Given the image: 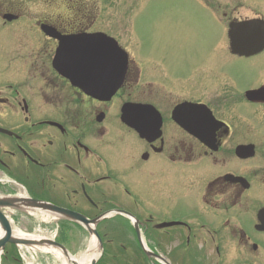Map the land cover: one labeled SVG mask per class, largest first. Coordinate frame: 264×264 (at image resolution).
<instances>
[{
    "label": "flooded vegetation",
    "instance_id": "obj_1",
    "mask_svg": "<svg viewBox=\"0 0 264 264\" xmlns=\"http://www.w3.org/2000/svg\"><path fill=\"white\" fill-rule=\"evenodd\" d=\"M195 4L226 38L183 61L173 48L144 55L126 22L96 18L80 0L60 3L58 17L49 6L20 36L31 3L0 0V37L8 29L18 39L0 56L9 75L0 81V187L1 177L19 179L48 204L98 218L96 229H124L121 246L135 236L140 264H264V49L236 52L229 36L232 23L264 17L229 1ZM52 32L114 37L124 59L102 51L91 61L120 68L94 74L121 81L114 94H89L57 69ZM36 38V48L21 45ZM126 229H139L151 253Z\"/></svg>",
    "mask_w": 264,
    "mask_h": 264
},
{
    "label": "rangeland",
    "instance_id": "obj_2",
    "mask_svg": "<svg viewBox=\"0 0 264 264\" xmlns=\"http://www.w3.org/2000/svg\"><path fill=\"white\" fill-rule=\"evenodd\" d=\"M30 2L31 5L25 6V18L16 22V33L22 36L23 33L31 32L29 25L30 19L45 16L49 11V6L53 7L57 13H63L59 5L64 0H21ZM202 0H80L81 7L94 6V17L99 19H111L126 22L129 25V36L138 38L142 43V53L149 55L152 53L165 54L167 49H174V56L177 60L182 52V59H196L206 55L212 47L219 46L226 38L222 31V25L214 16L204 7H197L195 3ZM214 1V0H206ZM229 1L232 6H241L251 8V13L247 15L260 13L264 17V0H220ZM49 2V3H48ZM47 3V4H45ZM49 4V5H48ZM53 4V5H50ZM256 11H255V10ZM258 12V13H257ZM24 29V30H23ZM33 29V28H31ZM0 37V56L5 57L8 51L18 45L17 36L11 38V31L5 29ZM7 39V40H5ZM31 42H21V45H28L29 48H36L41 44L38 40L32 39ZM136 40H133L135 42ZM214 45V46H213ZM3 67L4 64L0 63ZM18 65L11 64V68H18ZM9 75L1 73L0 81L6 79ZM15 193H25L24 189L16 184L10 183L8 186ZM8 190V188H6ZM1 190V189H0ZM2 191V190H1ZM2 193V192H1ZM7 194V193H6ZM10 213V212H9ZM8 213V214H9ZM35 216L27 215L26 218H19V223L14 222V233L33 237H47L54 239L57 235L56 224H50V228H42L40 212L35 211ZM11 215V214H9ZM21 217V215H19ZM11 218L14 217L11 215ZM45 220L47 218H44ZM51 219V218H49ZM15 220V219H14ZM41 228L38 230V225ZM122 230V229H121ZM102 233V231L100 230ZM63 240L67 247L75 253L74 256H80L88 247L93 236L85 229H64L62 231ZM103 234V233H102ZM59 235V233H58ZM106 239L113 238L111 235L105 236ZM117 241V240H116ZM104 245V259L101 264L121 263L115 251L120 241ZM116 246V247H115ZM99 248V244H98ZM6 249H10L7 245ZM39 261L42 264H65L64 254L58 250H43L40 248ZM4 256V255H3ZM3 256L1 259L3 260ZM25 260L28 256L24 255ZM63 261V262H62Z\"/></svg>",
    "mask_w": 264,
    "mask_h": 264
},
{
    "label": "water",
    "instance_id": "obj_3",
    "mask_svg": "<svg viewBox=\"0 0 264 264\" xmlns=\"http://www.w3.org/2000/svg\"><path fill=\"white\" fill-rule=\"evenodd\" d=\"M231 46L236 52H253L264 48V22L261 20H251L242 23H236L232 26L230 32ZM60 45L54 59V66L61 69L72 82L90 94L96 96L110 95L116 90V86L106 85L105 81L95 80V70L90 63L91 60L100 59L95 51L108 50L119 51L120 47L116 40L101 34H81L67 38H59ZM116 55V54H114ZM97 74H105L104 70L97 69ZM109 72V70H108ZM93 77V78H92ZM10 209L19 210H49L55 218L64 215L67 219L83 223L89 233L94 235L103 250L102 240L97 229L90 227V224H97L98 219L90 220L75 212L48 204L42 200L26 196L0 195V226L5 234L0 237V249L4 250L7 243L26 246H49L61 250L64 255L69 256L67 248L52 239L46 238H28L18 237L13 232L12 223L7 214ZM91 264H97V259Z\"/></svg>",
    "mask_w": 264,
    "mask_h": 264
},
{
    "label": "bare ground",
    "instance_id": "obj_4",
    "mask_svg": "<svg viewBox=\"0 0 264 264\" xmlns=\"http://www.w3.org/2000/svg\"><path fill=\"white\" fill-rule=\"evenodd\" d=\"M97 72L98 70H95L96 74ZM4 234L5 232L0 226V237H3ZM15 235L18 237H27L22 234L15 233ZM99 255H100V250L97 247V241L94 237H92L88 244L87 249L80 256L76 257V256L69 255L66 258H64V263L65 264H91V262L95 260ZM0 259H1V252H0Z\"/></svg>",
    "mask_w": 264,
    "mask_h": 264
},
{
    "label": "trees",
    "instance_id": "obj_5",
    "mask_svg": "<svg viewBox=\"0 0 264 264\" xmlns=\"http://www.w3.org/2000/svg\"><path fill=\"white\" fill-rule=\"evenodd\" d=\"M59 241H62V240H60L59 239ZM11 249H10V251L8 252L9 253V255H11L12 256V258H14V260L18 263V257H17V254H16V247L14 246V245H11V247H10ZM19 264V263H18Z\"/></svg>",
    "mask_w": 264,
    "mask_h": 264
}]
</instances>
